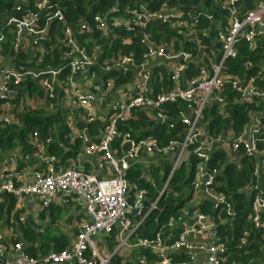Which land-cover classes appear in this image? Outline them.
Wrapping results in <instances>:
<instances>
[{"label": "built area", "instance_id": "obj_1", "mask_svg": "<svg viewBox=\"0 0 264 264\" xmlns=\"http://www.w3.org/2000/svg\"><path fill=\"white\" fill-rule=\"evenodd\" d=\"M217 1L218 7L228 11V26L223 28L217 27L211 15L197 10V7L191 11L187 10L182 3H178V0L173 1L172 4L169 0H165L157 10H150L147 4H142L136 8H127L124 11L114 10L103 16L93 17V24L102 35L109 34L114 39L119 37L117 31L134 34L136 29H139L141 44L145 48L140 61L135 55L123 57L120 60L118 58L115 61L116 66L132 65V68L136 69L135 95L123 107L113 106L112 113L104 119L100 129V139L93 141L87 128H85L87 132L83 130L76 136L83 154L100 156L102 162L110 168V175L104 178L89 175L72 166L56 171L55 160L48 155L42 158L44 170L32 172L30 182H23V176L20 173L0 171V201L4 195H12L16 199L17 209L18 204L25 198L34 197L39 202V208L44 210L51 204L64 205L70 199L76 198L80 200L88 218L79 225L78 232L67 249L31 257L25 253L24 244L17 242L13 244V249L18 254L16 258L6 259L0 248V264H110L114 256L124 257L135 248L149 249L159 257L160 264H170L168 255L172 252H184L189 256V261L178 264H194L198 257L196 250L205 251V264H220L221 257L228 253V247L219 242L214 220L198 213L187 221L188 226L185 224L178 238L170 245L166 244L159 233L151 239L130 242V237L135 230L148 213L156 208L158 198L166 190L174 171L181 164L192 159L196 161L192 202L208 201L212 203L213 210L224 206L226 215L234 216L226 196L212 190L213 186H217L215 178L220 174L217 168L209 167V163L217 159L213 157L216 151L211 155L208 153L213 143L228 146L231 153L241 157V161L244 158L249 159V164L253 168L254 180L242 186L240 192L249 196L250 221L257 236L252 237L248 231H243L235 248L238 250L247 248L253 243V238H257L264 249V183L260 176L263 166L260 156L264 152V92L251 84L244 85L238 79L229 76L224 67L227 60L236 57L235 47L239 43L245 42L246 45L257 47V44L264 39V3H259L256 9L245 12L241 17L236 7L237 0ZM205 8L208 7L205 5ZM14 11L23 14V18H11L8 20L9 24L18 30V34L20 32L29 34L32 37L33 48L40 46L44 41V31L40 27L44 16L46 20H56L65 24L62 13L45 0L37 13H23L20 7ZM149 22L175 27L168 46L150 41L143 30ZM212 25L215 27L213 31ZM91 29L87 22L80 24L76 30L66 26L62 36L64 48L62 57L68 62L56 70L37 72L33 75V80H39L44 74L58 77L64 70L69 69L64 99L67 108L71 111L76 107L86 108L93 100L92 94H82L74 83V75L86 72L96 60L95 56L88 55L85 48L76 42L77 35L88 34ZM211 38H216L221 45V51L223 50L217 64L210 55V49H214L205 45V41H210ZM187 44H194L187 47H192L196 51L197 49L200 52H203V49L206 50L201 57L202 65L191 69L192 77L185 76V79L189 80L186 85H182L185 66L180 62L175 63L171 69L174 86L167 94L152 100L148 93L152 74L145 65L154 57L171 56V59L184 61L188 69V63L194 58L191 52L185 50ZM175 46L181 49L174 51ZM99 49L100 46L94 43L92 50L97 52ZM2 77L4 84L0 91L1 100L10 93L8 89L11 83L17 85L21 82L22 74L6 70ZM40 85L46 93L52 94V85L47 79L40 80ZM109 86L108 83L107 87ZM225 89H231L238 94H234V99L231 101H228L226 97L222 99L219 94ZM176 102L184 103L185 108L190 111V116L181 115L178 121H175L182 111L181 107L175 120L163 115L162 122L165 121V127L169 131L182 129L181 141H170L165 147H158L155 143H149L148 140H141L128 132L118 130V124L127 120L131 111L136 108H151L162 103ZM231 103L251 106L252 111L249 114L252 112L253 123L242 126L237 134L228 128L214 136L204 137L199 127L204 110L215 105L218 112L223 114L225 108ZM15 123V119L6 114L5 106L0 107V126H12ZM119 139L122 147L121 155L111 148L113 142ZM31 141L36 150L35 154H41L50 143V140H46L44 145L41 144L36 133L31 135ZM217 151L224 153L222 150ZM139 152L148 154L170 152L174 157L170 173L158 198L150 203L146 212L143 205L146 192L131 186L126 179V173L131 164L138 159ZM252 159L254 165L251 162ZM24 160L28 161L29 157L25 156ZM133 211H135L134 214H132ZM129 215H132V219ZM194 219L197 221L194 222ZM168 225L173 227L174 221L170 219ZM114 230L118 231L117 243L112 250H109L105 238H108ZM196 234L207 235L209 242L205 247L202 245L196 249L188 242L189 236H196ZM141 264H145L144 259L141 260Z\"/></svg>", "mask_w": 264, "mask_h": 264}, {"label": "trees", "instance_id": "obj_2", "mask_svg": "<svg viewBox=\"0 0 264 264\" xmlns=\"http://www.w3.org/2000/svg\"><path fill=\"white\" fill-rule=\"evenodd\" d=\"M57 6H59L65 17V24L71 27L77 26L79 22L86 20L91 26L90 33L85 35H77L80 37L79 42L86 46V49H92L94 43L103 42L111 48L113 52L121 50L123 53H134L140 55L144 48L140 43L139 29L131 35L124 31H117L119 37L116 39L110 36L108 39L102 35L100 30L93 24V15L95 12H107L110 7L114 6L117 2L121 6L120 11H124L127 8H136L139 5L147 4L150 10H157L161 3L165 0H52ZM199 4H195L196 2ZM180 3L188 5L187 10H193L196 6H202L205 3L208 7V14L212 16L213 20L223 19L226 21L227 12L211 0H179ZM194 2V3H191ZM259 2L264 0H239V6L242 10H251ZM53 3V4H54ZM13 0H0V23L3 18V12L7 10L10 13L11 8L14 6ZM207 20V19H206ZM209 21V20H207ZM46 16L41 19V25L46 24ZM154 25L156 29L163 28L164 25H160L155 22H150L143 29L144 32L149 31V26ZM204 25V23H203ZM60 26L57 21L51 24L50 38L48 37L41 44L45 46L47 52H43L42 55L36 54L35 57L42 59L44 55V62L39 66L41 69L53 67L59 62L58 47L61 39ZM78 27V26H77ZM164 32L169 36L174 35V31L167 27ZM55 33L58 40H53L52 35ZM104 36V37H103ZM131 36L130 42L123 46V41ZM92 40V41H90ZM7 44V43H5ZM98 44V43H97ZM8 45V44H7ZM4 47V45H3ZM241 52L237 61L234 63L238 67V62L245 58H250L255 61L254 56L250 53L247 45L241 46ZM52 49L49 51V49ZM257 52L262 56L264 62V43L257 44ZM52 58L53 60H50ZM61 61V60H60ZM233 66V65H232ZM258 85L264 89V78ZM23 93L28 97H36L43 100L44 109L36 107V109L24 108L20 113H16V119L20 123L21 127L16 126H0V156L3 151L18 149V153L21 156L31 157L35 153V148L29 135L36 133L42 144L46 143V140L51 139L52 143L47 145L49 154L51 156L60 157L61 164L66 158L71 156V149L69 146V128L66 120V112L62 107V95L55 94L52 99H44L43 93L39 89L38 84L34 82H26L19 90V96ZM249 107L240 106L236 103H231L225 108L223 114L218 112V108L213 105L206 108L204 112V119L208 123L209 133L216 135L222 130L231 128L235 134L240 131V126L247 122L249 112L252 109ZM54 109V110H52ZM180 112V104H166L163 107V113H167L169 117H176ZM146 119L141 116V122L138 124L119 123V131H125L134 133V129L138 130L140 136H153L157 139L158 143L165 147L170 141H181L183 138L182 131H169L166 127L158 126L156 129L147 130L140 127L145 126ZM153 125V124H151ZM93 129H96V125L89 127V134H93ZM58 140V141H57ZM96 137H93V141H97ZM115 142V143H114ZM113 142V149H119V140ZM60 143V146H59ZM62 145V146H61ZM68 147L69 152L65 153L64 148ZM81 144L77 143L74 148V152L78 151ZM30 162V160L28 161ZM254 165V160H251ZM218 163V166H217ZM243 164L240 167L247 166L250 171L245 168L240 169L230 165L224 159L223 153L217 154V159L212 160L209 163L210 168H217L220 174L215 178L217 186H213L212 190L218 194H223L227 198V202L231 206V210L234 212V216H227L224 206H220L217 210L212 209V203L208 201L193 200V183L196 176V161L192 159L190 163H184L174 171L169 184L158 198L159 192L169 175L171 170L170 165L164 164L162 168L163 176L159 183H156L155 187L150 182H147L142 177L140 170L131 167L126 173L127 182L135 184L136 188L146 192L143 205L145 212L148 210L150 203L158 198L156 208L152 210L145 217L144 221L135 230L130 237V242H136L138 239H151L160 234L166 244L170 245L176 240L182 231L185 223L194 216L195 213L201 214L204 217H209L214 220L217 226V238L220 243L225 244L228 247V253L221 257L220 264H264V249L262 244L257 239L258 243H252L251 246L238 250L235 248L237 241L242 235L243 231H248L252 237L257 236V232L254 229L250 221V199L248 194L240 192V188L246 183L254 180L252 176L253 168L249 164V159L244 158ZM156 172V171H155ZM261 177L264 183V165L261 168ZM16 199L12 195H4L2 202L0 203L1 217L7 221V226L13 229L18 226L22 231V236L15 237L12 241L13 244L22 241L25 246V253L31 257H36L38 254L44 255L50 251L61 252L67 249L78 232V229L74 231V235L69 241L65 234H62L58 229V234H51L55 230L53 228H47L45 232L39 230L41 227H36L32 222L22 223L20 221L21 212L15 209ZM67 204V203H66ZM191 204V207L185 206ZM64 205L51 204L45 208L39 216L40 221L49 219L52 225H55V215L60 213L58 208ZM5 212V213H4ZM186 213L187 217L182 219L183 214ZM132 219V215H129ZM138 219V218H137ZM174 221L173 227L168 225L169 220ZM9 228V229H10ZM15 229V228H14ZM36 230H39L36 232ZM118 231L105 238L106 245L109 250H112L117 243ZM38 248V250H37ZM144 259L145 264H160L159 257L153 254L149 249L135 248L124 257L114 256L110 264H141V260ZM170 264H178L180 262L189 261V256L184 252H172L168 255Z\"/></svg>", "mask_w": 264, "mask_h": 264}, {"label": "crops", "instance_id": "obj_3", "mask_svg": "<svg viewBox=\"0 0 264 264\" xmlns=\"http://www.w3.org/2000/svg\"><path fill=\"white\" fill-rule=\"evenodd\" d=\"M13 1L15 4L11 8L10 13L7 10H5L3 12V18L0 23V38L2 39L0 41V91L2 85L4 84L2 77L4 71L8 70L13 73H18V74L20 73L22 74V78L19 84L15 85L14 83H11L9 85L8 91L10 90V93L3 100H1L2 98L0 93V107L5 106L6 114L10 115L16 121L14 126L20 128L21 125L18 122V119H16L15 114L20 113L22 110H24V108L36 109L37 105H39L40 103H44L43 100H41V102H38L36 97L26 96L25 95L26 93H23L21 96L18 95L20 88L26 82L29 81V82L37 83L39 89L43 93L44 99L46 98L52 99L55 94L62 95V107L66 112V120L69 128V137H70L69 146L71 149V156L66 158L65 161L62 162L61 164L60 157L51 156L49 154L48 148L46 149L44 148L41 154L33 153L32 156L29 157L30 162H28L29 160L28 161L24 160V156L19 155L18 149L7 150V151H3L0 156V171H6L7 173H20L23 176L22 178L23 182H30L31 181L30 176L32 172L34 171L42 172L44 170L43 168L44 166L42 164V158L48 155L55 160L56 171L67 169L72 166L82 173L95 175L103 178L108 177L110 175L111 170L106 164L102 162L100 156H98L97 154H93V155L83 154L81 147L78 151L74 152L75 145L77 143L80 144V142L76 139V136L80 134L83 130L86 131L85 128H87L89 132V127L94 124V126L96 125V129H93L92 132L93 134H91V137L92 138L96 137L97 139H100V129L102 128V124H104V119L107 118L112 113L111 109L113 108V106H116V108L123 107L135 95V85L137 79L136 69L132 68V65L116 66L115 61H117L116 59L118 58L120 60L123 57H131V56L133 57L134 55L136 56L137 60L140 61L145 51L144 46L142 45L144 48L143 52L140 55H136L134 53H129V54L123 53L121 50H118L117 52H113L111 50L112 47L110 48L103 42H97L98 44L97 43L96 44L100 46V49L97 52H95L92 50L94 48V45L92 49H86V46L82 45L79 42L80 37H77L76 38L77 44L85 48V51L88 55L95 56L96 60L94 62V65L88 68L86 72L82 74L74 75L75 87L82 94L85 93L92 94L93 100L89 102L86 108L76 107L71 111L67 108L64 99L65 97L64 91L66 90V85H67L66 79L67 76L70 74L69 69L64 70L58 77H54L53 75L51 76L49 74H44L40 76L39 80L38 79L33 80V75L37 72H50L51 70H56L62 67L64 64H66L68 61L64 60V58L62 57L63 50L58 51L60 64H57L56 66L53 67L41 69L39 66L45 60L44 55L42 56V59L36 58L35 55L36 54L42 55L43 52H47L46 51L47 49L44 48L45 46L40 44V46L33 48L32 37L26 33L20 32L18 34V30L14 26L10 25L8 21L11 18H17V19L23 18V14L14 11V9L18 7H20L23 10V13L24 12L37 13L39 10H41V4L43 0H13ZM169 1L171 4L173 1L176 2V0H169ZM211 1L213 3L215 2L216 4H218L217 0H211ZM45 2L50 5H54L55 9L59 10L64 17V13L62 9L59 6H57V4H55L52 0H45ZM259 3H264V2H259ZM195 4L197 5L199 4V2L197 1ZM258 4L251 10L256 9ZM182 5L184 8H188V5L186 4H182ZM205 5L206 4L203 3L201 7L200 6H196V7L197 10L208 14V8H205ZM236 7L241 17L245 12H247L246 10H242V8L239 6V0H237ZM120 8L121 6L117 2L114 6L110 7L107 12L97 11L91 16L93 17L103 16L108 12H112L114 10H120ZM226 12H227L226 21L223 19H219V20L214 19L217 27L221 26L223 28L228 26L227 24L228 11L226 10ZM55 21L56 20H47L44 26L40 24L41 29H43L44 31V36H43L44 41L48 37L50 38L51 24L52 22ZM83 22H87V21L83 20L79 22L77 26H79ZM64 23H65V17H64ZM58 24H61L60 33L61 36H63V29L68 25L62 24L60 22H58ZM77 26L74 27L68 26V27H70L72 30H76ZM213 26L214 25H212V31L215 29V27ZM167 27L170 28L172 31L175 29L174 26L170 27L168 25H164L163 28H159V29L155 28L154 30H150L144 33L149 36L151 42L158 43V45L168 46L170 42L169 39L170 37L164 32V29H167ZM104 36L108 39L111 35L107 34ZM138 36L140 37V43H141V32ZM127 37L128 38H126V40L123 41V46L131 41L130 40L131 36H127ZM52 38L53 40H58L57 35L55 33H53ZM205 42H206L205 43L206 47L207 46L212 47L214 50L217 51L216 52L210 49V55L212 56L215 64H217L220 61L221 54L223 51V50L221 51V45L218 44L216 38H211L210 41H205ZM5 43H7L8 45ZM260 43H264V39H262ZM244 44L245 42H241L235 47L236 57L234 59L227 60L224 66L225 70L229 76L238 79L244 85L251 84L253 87L255 86L256 88L264 92V89H262L258 85V83L261 82L264 78V62L262 56L257 52L256 45L255 46L247 45L248 49L250 50V53L252 54V56H254L255 61L251 60L250 58H245L242 61L238 62V67H236L234 64L237 61L239 52H241V48H242L241 46ZM189 45L192 46L194 44H187L185 47ZM180 49L181 48L179 46H175L174 51H179ZM185 50L191 52L194 58L193 61L191 60V62L188 63L189 64L188 69L186 68V65L183 63L184 61L171 59V56L160 57V58L154 57L150 59L148 63L145 65L146 69L152 74V80L148 84V93L150 94L152 100H155L157 97L167 94L170 91V89L174 86L175 81L171 77V69L175 63L180 62L185 66V71L183 72L182 75L183 79L181 81L182 85H186V82L189 80V79H185V76L187 78L192 77V74H190L191 69H194L202 65L201 57L203 54L206 53L205 49H203V52L202 51L200 52V50L198 49L197 51L193 50L192 47H187ZM172 56H176V55H172ZM49 59L53 60L52 58ZM43 79H47L48 82L51 83L53 89L52 94L46 93L41 87L40 80ZM108 83L110 84L109 87H107ZM234 94L236 95L238 93L236 91L232 92L231 89H225L223 92L219 94V97L222 99L226 97L228 101H231L232 99H234ZM166 104H175V103H162L157 107H151V108H136L133 111H131V114L129 115L127 120L121 123H129L130 125L138 124L141 122V116H143L146 119L145 122L146 124L145 126L140 127L141 129L153 130L156 129L158 126L165 127L166 124H164L165 121L162 122V117L167 116L169 119L175 120L178 115L177 114L176 117H169L167 113H163V107ZM179 104H180V110L182 107V111L175 121H178L181 115L187 117L190 116V111L187 110V108H185L186 105L182 102H180ZM238 104L240 105V103ZM240 106L249 107L248 109L252 108L251 106H246V105H240ZM205 111L206 109L204 110V112ZM204 112H203V119L199 126L201 129V133L204 137L214 136L209 133L208 123L204 119ZM252 123H253V118L251 112L249 114L247 122L242 124L240 128L242 126L245 127L251 125ZM133 131L136 132L132 134L130 133L131 135L141 140H148L149 143H155L158 147H162V145L159 144L157 139H155L153 136L143 137L138 134L139 132L138 130L134 129ZM179 131H182V129H180ZM120 132H125V131H120ZM30 136L31 134L29 135V137ZM48 140H50V143H52L51 139ZM113 145L114 144H112L111 148L113 147ZM119 145H121V140L119 142ZM210 147L211 149L208 151L209 155H211L213 152L216 151L213 154V157H217V154L220 153L217 150H222L224 152L223 153L224 159L228 164L233 165L237 168L240 167V164H243L241 161V157L238 154L231 153L228 146H223L222 144L213 143ZM119 149L120 151L114 148L115 151L117 150L118 155H121L122 147L119 146ZM64 151L65 153L69 152V148L65 147ZM260 157L262 158L263 160L262 162L264 165V152ZM173 159H174L173 154L170 152H161V153L155 152L153 154H148L146 152H139L138 159L135 162H133L131 165L136 169L138 168L141 172L142 177L145 178L147 182H150L152 186L155 187L156 183H159L160 180L162 179L163 176L162 168L164 167V164H168L171 167ZM190 161L191 160H189L187 163H190ZM260 176H261V172H260ZM130 185L135 186V184L132 183H130ZM1 202L2 200L0 201V203ZM188 206L191 207V204L185 206V211H187ZM15 209H16V205H15ZM16 210H19L21 212L20 221L22 223L28 222V224H30L32 222L36 227H41L39 230L42 229V231L36 230V232L39 231L43 233L47 230V228H53L55 229V231L56 229H58L62 234H65L67 236L69 241H71L75 233L74 231L78 229L79 225L87 220L85 210L80 200L76 198L70 199L69 202L65 204V206H60V208L57 209L60 211V213H58V215H55V221H56L55 225H52L49 222V219L40 221L39 216L43 210L39 208V202L34 197L25 198L20 204H18ZM186 225L188 226V224ZM44 227L45 229H43ZM9 228L10 227L7 226V221H5V219L2 218L0 214V239H1L0 248L3 256L6 259H13L16 258L18 254L13 249L12 241L15 239V237L22 236L23 234L18 226H15L14 227L15 229L14 228L9 229ZM253 239H254L253 243H258L256 238ZM188 242L193 247L198 249V247L202 245L203 247H205V245L208 244L209 239L207 235L202 236L196 234V236H189ZM20 243L23 244L22 241H20ZM196 252H198V257L196 258L194 264H205L206 262L205 251L203 250V252L202 251L200 252L199 250H196Z\"/></svg>", "mask_w": 264, "mask_h": 264}, {"label": "rangeland", "instance_id": "obj_4", "mask_svg": "<svg viewBox=\"0 0 264 264\" xmlns=\"http://www.w3.org/2000/svg\"><path fill=\"white\" fill-rule=\"evenodd\" d=\"M149 23H150V22H149ZM154 29H155L154 25H150V26H149V31H150V30H154ZM142 36H144V34H142ZM58 41H59V44L62 45V46L58 47V51L63 50L64 48H63V44H62V36H61V39H59ZM37 101H38V102H41V100H40L39 98H37ZM37 107H41V109H44V108H45V107L43 106V103H40L39 105H37ZM243 168H245L248 172L250 171L249 167H247L246 165L240 167V169H243ZM43 229H45V227H44ZM52 231H53V232H52L51 234H57V232H56L55 230H52Z\"/></svg>", "mask_w": 264, "mask_h": 264}, {"label": "water", "instance_id": "obj_5", "mask_svg": "<svg viewBox=\"0 0 264 264\" xmlns=\"http://www.w3.org/2000/svg\"><path fill=\"white\" fill-rule=\"evenodd\" d=\"M134 213H135V211L132 212V214H134ZM186 217H187V214L185 213V214H183L182 219H185ZM87 219H88V218H87ZM193 221L196 222L197 220L194 219Z\"/></svg>", "mask_w": 264, "mask_h": 264}]
</instances>
